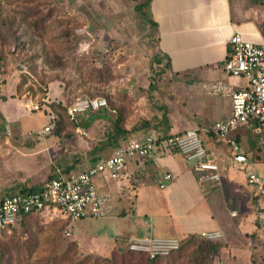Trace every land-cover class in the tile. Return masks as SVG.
Wrapping results in <instances>:
<instances>
[{
	"label": "crops",
	"instance_id": "1",
	"mask_svg": "<svg viewBox=\"0 0 264 264\" xmlns=\"http://www.w3.org/2000/svg\"><path fill=\"white\" fill-rule=\"evenodd\" d=\"M145 12L155 26L153 54L160 63L153 65L151 77L137 75L135 112L127 105H110L80 113L71 122L59 123L58 131L54 126L44 133L51 118L59 120L47 105L54 101H49L50 92L43 104L47 111H40L47 120L30 127L21 120L32 113L24 108L31 102L7 96L1 89L0 124L5 128L0 137L1 193L38 190L48 180L82 171L149 133L179 134L230 116V93L245 88L247 79L224 70L229 40L239 34L253 43L264 41V0H150ZM212 85L219 87L214 93ZM55 95L65 105L63 96ZM247 130L232 136L251 155L249 169L257 173L255 168L264 161L253 159L254 143ZM202 139L219 167L218 183L200 182L206 173L195 170L180 153L163 154L158 149L149 157L128 160L119 179H95L98 192L109 195L114 217L131 214L128 227L115 230L113 247L118 232L127 230L135 234L124 235L123 243L129 237L152 235L187 244L155 264H257L261 242L255 207L260 196L247 184L248 170L231 164L226 143L205 134ZM166 174L172 178L162 188ZM121 209L125 211L118 214ZM211 231H219L221 238L204 240L202 234Z\"/></svg>",
	"mask_w": 264,
	"mask_h": 264
},
{
	"label": "rangeland",
	"instance_id": "2",
	"mask_svg": "<svg viewBox=\"0 0 264 264\" xmlns=\"http://www.w3.org/2000/svg\"><path fill=\"white\" fill-rule=\"evenodd\" d=\"M136 6L133 0H0V94L31 102L24 108L32 113L21 122L32 127L47 120L42 112L49 92L54 101L47 105L59 123L73 121L66 106L78 97H103L108 106L134 111L136 77L153 75L155 43ZM4 129L0 124V137ZM253 159L264 161V147ZM255 169L264 180V165ZM6 194L0 192V199ZM113 215L76 221L56 212L32 215L0 233V264H150L143 255L121 251L123 236L135 234L120 232L130 212Z\"/></svg>",
	"mask_w": 264,
	"mask_h": 264
},
{
	"label": "built area",
	"instance_id": "3",
	"mask_svg": "<svg viewBox=\"0 0 264 264\" xmlns=\"http://www.w3.org/2000/svg\"><path fill=\"white\" fill-rule=\"evenodd\" d=\"M229 49L223 63L224 70L231 76L245 77L247 86L230 93L231 114L228 118L201 129H186L179 134L158 136L149 133L142 140H130L119 146L110 157L82 171L48 180L38 190L20 188L3 195L0 199V233L14 226L24 215L44 212H56L72 221L107 217L111 212L110 197L98 192L95 179L99 176L119 179L128 160L149 157L156 149L163 154L176 149L186 161L192 162L195 170L206 173L200 182L218 183L221 179L219 167L203 144L202 134H205L218 143H226L231 164L239 170H248L247 184L255 187L260 196L255 212L264 264V181L249 169L241 145L232 136L242 128L253 127V131L263 133L261 144L264 146V41L253 43L235 34L229 40ZM209 88L214 93L219 87L212 85ZM106 107L107 101L103 97H78L66 108V112L70 120H74L80 113ZM33 109L37 110L38 106L34 105ZM53 130L54 125L50 123L44 128V133ZM171 178L170 174L164 175L160 187L163 188ZM66 234L69 236L71 233L68 231ZM221 236L219 231L202 234L206 241H215ZM121 248L144 254L150 259L166 258L180 250L181 241L174 237L135 236L126 239Z\"/></svg>",
	"mask_w": 264,
	"mask_h": 264
},
{
	"label": "trees",
	"instance_id": "4",
	"mask_svg": "<svg viewBox=\"0 0 264 264\" xmlns=\"http://www.w3.org/2000/svg\"><path fill=\"white\" fill-rule=\"evenodd\" d=\"M133 1H136V2H137L136 9L138 10V12H139L142 16L145 17V16H146V12H145V10H146V8H147V6H148L150 0H133ZM148 23H149V25H150L152 28L155 27V26H154V23L149 22V21H148ZM229 52H230V49H229ZM229 52H228V54H229ZM159 63H160V59H159L158 55H154V57H153V62H152V64H151V66H152V72H155V71H154V67H153V65H155V64H159ZM107 106H108V104H107ZM121 107H122V106H121ZM66 108H67V107H66ZM118 108H120V107H118ZM64 110H65V109H64ZM123 111H124V110H123ZM123 111H122V113H123ZM0 119H1L2 121L4 120V119L2 118L1 115H0ZM119 123H120V119L117 120V123H116V124H119ZM53 124H54L56 130L58 131V129H59V127H60V126H59V120H58V121L53 120ZM247 132H249L248 137H249V140H250V142H251V145L254 143V146H251V151H252L253 156L256 157V154L259 152V148H260V147H264V146L261 144V140H262L263 133H258V132L253 131V127L248 128ZM173 152H177L176 149H174ZM244 154H245L246 158L248 159L246 152H244ZM32 215H35V214H32ZM32 215H24V216L21 218L20 221H22V220H24V219H26V218H28V217H30V216H32ZM16 224H17V223H16ZM121 251H124L123 253L138 254V253H131V252L127 251V250H121ZM138 255H141V256L143 255V256L148 260V262H149L150 264H155L157 261L163 259V258L150 259V258H148V257H147L146 255H144V254H138Z\"/></svg>",
	"mask_w": 264,
	"mask_h": 264
}]
</instances>
